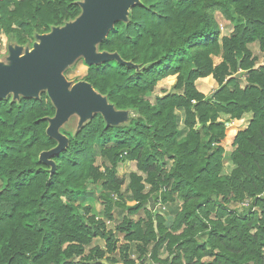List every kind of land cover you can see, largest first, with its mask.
Listing matches in <instances>:
<instances>
[{
    "label": "trees",
    "instance_id": "obj_1",
    "mask_svg": "<svg viewBox=\"0 0 264 264\" xmlns=\"http://www.w3.org/2000/svg\"><path fill=\"white\" fill-rule=\"evenodd\" d=\"M81 1L0 0V34L30 49ZM252 45L264 57V0H139L97 46L132 66H87L84 78L130 117L62 127L53 173L39 161L57 145L47 94L0 100V264H264V65ZM168 77L171 91L152 96ZM209 77L218 89L205 96L196 82ZM245 116L226 156L227 127ZM125 162L136 172L123 190Z\"/></svg>",
    "mask_w": 264,
    "mask_h": 264
},
{
    "label": "water",
    "instance_id": "obj_2",
    "mask_svg": "<svg viewBox=\"0 0 264 264\" xmlns=\"http://www.w3.org/2000/svg\"><path fill=\"white\" fill-rule=\"evenodd\" d=\"M138 3L139 0H82L79 3L81 13L75 20L53 28L47 34L37 35L30 49L8 46L6 62H0V100L8 96L13 100L20 97L37 99L41 93L47 94L55 114L47 119L46 135L57 145L42 152L39 161L50 166L52 173L55 165L50 158L63 152L68 145V139L59 130L71 116L76 115L79 119L77 129L95 114H100L111 126L128 121L129 111L115 110L88 82L72 84L62 73L78 58H82L87 66L109 61L132 66L116 53L99 52L97 46L117 22H127L130 8ZM149 201L152 203V198Z\"/></svg>",
    "mask_w": 264,
    "mask_h": 264
},
{
    "label": "rangeland",
    "instance_id": "obj_3",
    "mask_svg": "<svg viewBox=\"0 0 264 264\" xmlns=\"http://www.w3.org/2000/svg\"><path fill=\"white\" fill-rule=\"evenodd\" d=\"M214 16H215V20L217 22V25L220 29V35L221 36H228L229 33L232 31V26L229 25L228 22H226L219 13H215ZM8 44H9V40L7 39V37L0 34V62H3V63L6 62V59L8 57V46H9ZM11 46H15V45H11ZM251 51H252L253 55L258 57V62H257L256 68L264 65V57L259 52L257 45H252ZM214 62H215V64H217L219 62V59L214 58ZM62 74L65 77V79L72 84L79 82V81H84V78L87 74V65L83 62L82 58H78L74 61L73 64L69 65L63 71ZM174 83H175V77H168V78L160 81L157 84L152 96H162L164 94L169 93L171 91ZM196 87H197L198 91L203 93L205 96H210V95L214 94V92L218 89L217 83L211 77L198 80L196 82ZM129 117H130V115H129ZM224 119H225V117H222V120H224ZM78 121H79L78 117L76 115H73L69 118V120L62 127L68 131H75L78 128L77 127ZM248 121H249V117L245 116L240 121H237V122L233 121L231 123V125L227 127L226 137L223 140V142L221 143L222 147L224 148L226 156L232 150V145H231L232 138L235 136V134L238 131L244 129L247 126ZM230 168L231 167H230L229 163L225 162V167H224L225 173H228ZM132 172H136L135 163H133V162H125L124 164L118 166L117 175H118V177L123 178L125 180V184L122 187L123 190H125L126 185L129 182V175ZM89 187H91V186H89ZM146 189H148V188H146ZM132 204L133 203H131V202H127V205H132ZM94 205H95L97 210L102 209V206L98 202H94ZM241 206L243 208H246L248 205L246 202H243V204L239 205L236 209L238 211H241L243 209V208H241ZM160 208H161V212L163 214H165V212L169 211V207H167V206L163 207L161 205ZM112 213H113V216L115 218H118V219L122 218L124 215V213H120V211H118L117 209H114ZM120 221L121 220H119V222ZM119 239L121 242L122 241L121 237H119ZM97 244L103 245L104 243H103V241L94 240L93 245H97Z\"/></svg>",
    "mask_w": 264,
    "mask_h": 264
}]
</instances>
